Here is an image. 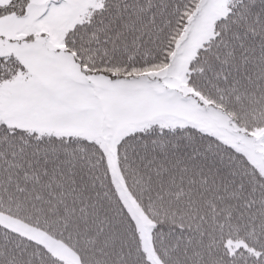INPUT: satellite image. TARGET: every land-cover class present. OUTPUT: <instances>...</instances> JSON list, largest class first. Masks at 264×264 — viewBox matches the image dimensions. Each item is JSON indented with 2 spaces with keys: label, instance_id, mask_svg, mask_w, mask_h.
<instances>
[{
  "label": "snow or ice",
  "instance_id": "snow-or-ice-1",
  "mask_svg": "<svg viewBox=\"0 0 264 264\" xmlns=\"http://www.w3.org/2000/svg\"><path fill=\"white\" fill-rule=\"evenodd\" d=\"M198 3L0 0V264H264V0Z\"/></svg>",
  "mask_w": 264,
  "mask_h": 264
},
{
  "label": "rangeland",
  "instance_id": "rangeland-1",
  "mask_svg": "<svg viewBox=\"0 0 264 264\" xmlns=\"http://www.w3.org/2000/svg\"><path fill=\"white\" fill-rule=\"evenodd\" d=\"M219 11L220 9L218 5L210 3L204 10V14L202 16V23L206 27L210 28L212 20L219 14Z\"/></svg>",
  "mask_w": 264,
  "mask_h": 264
},
{
  "label": "trees",
  "instance_id": "trees-1",
  "mask_svg": "<svg viewBox=\"0 0 264 264\" xmlns=\"http://www.w3.org/2000/svg\"><path fill=\"white\" fill-rule=\"evenodd\" d=\"M198 4H199V3H198V0H197V6H198Z\"/></svg>",
  "mask_w": 264,
  "mask_h": 264
}]
</instances>
